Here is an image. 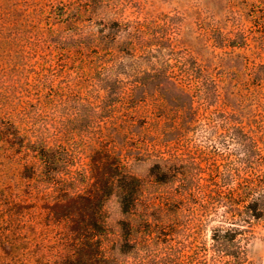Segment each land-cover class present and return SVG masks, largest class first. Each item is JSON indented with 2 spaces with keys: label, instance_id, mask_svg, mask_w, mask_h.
<instances>
[{
  "label": "trees",
  "instance_id": "obj_1",
  "mask_svg": "<svg viewBox=\"0 0 264 264\" xmlns=\"http://www.w3.org/2000/svg\"><path fill=\"white\" fill-rule=\"evenodd\" d=\"M158 1L0 0V212L27 224L0 233L1 258L145 264L105 248L106 202L118 197L132 236L142 183L131 161L166 182L222 126L246 176L236 226L213 229L201 264L248 262L242 226L264 219V0H168L184 8L176 23L151 16Z\"/></svg>",
  "mask_w": 264,
  "mask_h": 264
},
{
  "label": "rangeland",
  "instance_id": "obj_2",
  "mask_svg": "<svg viewBox=\"0 0 264 264\" xmlns=\"http://www.w3.org/2000/svg\"><path fill=\"white\" fill-rule=\"evenodd\" d=\"M150 9L151 16L158 15L172 23L184 18L178 12L184 8L179 10L174 1L161 0ZM178 36L186 38L187 35ZM212 136L216 142L210 147H194L186 152L184 166L177 165L179 172L166 182L155 181L149 161L142 158L131 161V169L142 183L135 214L130 221L132 236H129V230L121 229L119 222L125 217L118 197L112 195L105 204L108 234L104 238V245L108 251L117 253L120 259L128 263L201 264L206 255L212 260L213 229L236 226L234 222L239 218V211L235 203L240 187H244L241 183L244 182L247 168V163L242 164L243 156L237 151L232 135L226 129L220 126ZM77 151L75 166L86 167L85 154L80 153V148ZM191 174L195 178L194 184H198L189 190L185 185ZM209 179L214 181L212 188L207 187ZM245 217L249 219V213ZM26 225L19 223L18 217L11 218L7 213L0 212V233H15L21 226L26 229ZM242 227L246 229L242 241L248 258L246 264H264V219L251 220L250 224ZM22 229L19 231L20 237L27 235ZM35 230L39 251L51 253L54 245L51 234L40 224ZM1 255L0 264H22Z\"/></svg>",
  "mask_w": 264,
  "mask_h": 264
}]
</instances>
